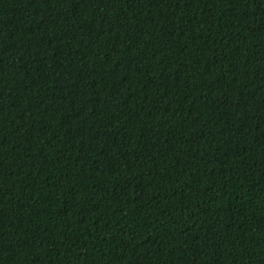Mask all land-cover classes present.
<instances>
[{
    "label": "trees",
    "instance_id": "16d2710c",
    "mask_svg": "<svg viewBox=\"0 0 264 264\" xmlns=\"http://www.w3.org/2000/svg\"><path fill=\"white\" fill-rule=\"evenodd\" d=\"M0 264H264V0H0Z\"/></svg>",
    "mask_w": 264,
    "mask_h": 264
}]
</instances>
